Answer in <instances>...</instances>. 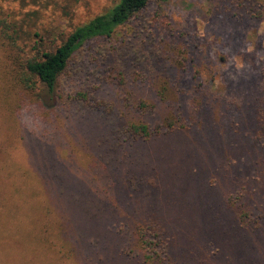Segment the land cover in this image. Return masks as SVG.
I'll return each instance as SVG.
<instances>
[{
    "label": "rangeland",
    "instance_id": "rangeland-1",
    "mask_svg": "<svg viewBox=\"0 0 264 264\" xmlns=\"http://www.w3.org/2000/svg\"><path fill=\"white\" fill-rule=\"evenodd\" d=\"M114 2L0 0L15 37L0 41V264H140L132 230L151 219L171 264H264V221L241 228L226 204L241 189L264 205V0L259 18L236 0H149L51 91L20 81L34 42L52 51ZM145 68L167 74L184 128L132 140L136 102L150 122L167 110Z\"/></svg>",
    "mask_w": 264,
    "mask_h": 264
},
{
    "label": "trees",
    "instance_id": "trees-1",
    "mask_svg": "<svg viewBox=\"0 0 264 264\" xmlns=\"http://www.w3.org/2000/svg\"><path fill=\"white\" fill-rule=\"evenodd\" d=\"M148 1L115 0L106 12L93 16L69 32L52 51H45L41 49L37 42H34L32 45L34 56L22 63L20 81L26 86H30L28 85V82H31L30 79H35L43 84L48 91H51L58 77L67 72L72 63L75 62L74 53L79 50L84 42L96 37H109L115 28L125 24L134 14L141 12ZM260 1L236 0L242 7L245 6L246 12L254 18L261 16ZM9 28V24L0 19V41L3 45L12 48L15 37L9 32ZM261 75L264 79V70ZM156 76H159L162 81L159 82V78ZM149 78H151V86L159 101L167 108L168 102H165L168 90L167 74L164 75L163 71L160 73L154 72V68L140 69V80L146 81ZM262 102L259 105L261 104L264 111V97ZM133 108L140 112V118L126 122L122 129V133L132 140L147 141L184 128V125L180 123V112L167 108L159 121L150 122L145 116L153 111L151 103L140 99L133 105ZM258 117V127L255 130L254 139L264 140V113H259ZM248 199L243 197L241 189H237L228 195L226 204L239 227L254 230L259 228L264 221V205H251ZM132 233L140 245V264H171L167 240L163 228L157 220L151 219L141 222L140 225L133 228Z\"/></svg>",
    "mask_w": 264,
    "mask_h": 264
}]
</instances>
